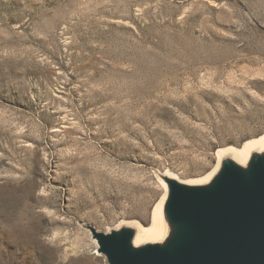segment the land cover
I'll return each mask as SVG.
<instances>
[{
	"label": "rangeland",
	"instance_id": "rangeland-1",
	"mask_svg": "<svg viewBox=\"0 0 264 264\" xmlns=\"http://www.w3.org/2000/svg\"><path fill=\"white\" fill-rule=\"evenodd\" d=\"M264 135V0H0V264H106L159 173Z\"/></svg>",
	"mask_w": 264,
	"mask_h": 264
},
{
	"label": "water",
	"instance_id": "water-1",
	"mask_svg": "<svg viewBox=\"0 0 264 264\" xmlns=\"http://www.w3.org/2000/svg\"><path fill=\"white\" fill-rule=\"evenodd\" d=\"M159 175L167 184L159 239L136 243L133 224L87 225L106 264H264V148L245 162L223 157L205 182Z\"/></svg>",
	"mask_w": 264,
	"mask_h": 264
},
{
	"label": "bare ground",
	"instance_id": "bare-ground-1",
	"mask_svg": "<svg viewBox=\"0 0 264 264\" xmlns=\"http://www.w3.org/2000/svg\"><path fill=\"white\" fill-rule=\"evenodd\" d=\"M264 148V135L260 136L259 138H256L254 140L247 141L242 147L236 148V147H230L227 149H222L219 153V161L216 166V168L207 174L206 176L200 177V178H191V179H182L181 177L171 173V172H165L173 177H177L178 179L188 181L191 183H200L205 182L209 178L212 177V175L217 171L221 160L225 156H231L235 158L236 160L240 162H245L252 151L254 150H261ZM165 184V194L160 199L159 203L157 204L153 215L151 224L149 226H144L139 222H128L124 221L122 224H133L137 227V236H136V243H143L145 241H151V240H157L161 237L164 230V222L162 218V204L167 194V184ZM97 253V252H96ZM100 255V254H98ZM95 262L98 264L100 260H95Z\"/></svg>",
	"mask_w": 264,
	"mask_h": 264
}]
</instances>
